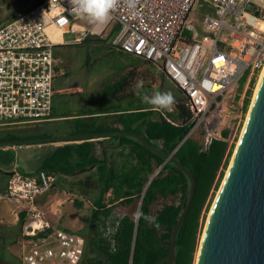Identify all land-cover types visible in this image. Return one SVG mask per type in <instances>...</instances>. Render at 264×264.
<instances>
[{"label":"built area","instance_id":"built-area-1","mask_svg":"<svg viewBox=\"0 0 264 264\" xmlns=\"http://www.w3.org/2000/svg\"><path fill=\"white\" fill-rule=\"evenodd\" d=\"M129 2L118 0L102 29L72 21L69 0H44L1 26L0 127L49 119L57 42L51 31L75 34L81 43L117 23L111 46L155 65L181 90L194 119L188 135L203 130L204 149L220 137L209 129V117L246 72L248 85L264 67V0H131L134 7ZM193 11L201 12L200 26L189 22ZM52 180L44 169L13 170L0 193V200L23 213L21 264H80L84 256L87 238L52 228L36 207ZM116 225L107 220L100 228L113 250Z\"/></svg>","mask_w":264,"mask_h":264},{"label":"trees","instance_id":"trees-1","mask_svg":"<svg viewBox=\"0 0 264 264\" xmlns=\"http://www.w3.org/2000/svg\"><path fill=\"white\" fill-rule=\"evenodd\" d=\"M43 1L24 0L21 5L25 9L19 15ZM6 2L1 6L8 10L11 7H7ZM7 22V20L0 22V27ZM115 31L116 26L107 38L113 37ZM91 38L94 37L90 36L86 41ZM96 40L104 41L105 39L97 37ZM141 61L144 60L141 59ZM159 72L169 81L163 72ZM244 77L246 80L245 75ZM125 81V74L104 80L101 84L102 94L106 96L118 94L123 89ZM169 82L175 86L171 81ZM252 84L253 81L250 82L246 91L242 105L243 111L249 102ZM175 87L181 96L175 98L176 103L172 111L160 113L148 107L134 108L122 114V117L127 118V121L122 123L123 130L141 135L157 151L149 149L134 137L112 135L111 137L118 139L121 145L126 143L129 146L126 160L120 164H109L107 159L105 161L98 159L93 152L97 142L88 138L81 139L80 143H66L54 147L41 156L40 165L47 173L56 174L64 170L69 175H73L92 166L97 172L99 192L93 199L91 208L88 228L91 236L87 239L86 250L80 264H165L168 253L165 246L169 244L171 229L184 208L190 192V183L186 174L169 161L150 180L169 154L183 164L195 179V192L191 205L177 231L173 264H194L202 219L214 191L218 189L219 181L232 154L233 145L229 144L226 129L221 131L220 137L213 138L206 149L201 142L204 132L200 131L199 138L195 135L197 131L188 135L194 119L181 90ZM76 122L79 125L75 126L72 134L112 130L111 127L94 121L85 123L78 119ZM46 137L48 134L45 133L17 135L8 130L0 137V142H29ZM109 191L111 196L106 201L105 195ZM168 197H172V202L163 201L160 208L152 211L157 198L165 200ZM135 199L139 201L141 199L138 213L142 212L144 215L139 219L135 220L126 214L113 215V205L116 203L130 205ZM74 204L79 208L82 206L78 200H75ZM107 220L112 226L117 224L114 250L100 233V228ZM18 221L21 226L24 221L23 213L19 214ZM164 226H167L169 231L160 232L161 243L154 233L158 227ZM83 235L86 237L84 233ZM87 250L91 257L86 254Z\"/></svg>","mask_w":264,"mask_h":264},{"label":"rangeland","instance_id":"rangeland-1","mask_svg":"<svg viewBox=\"0 0 264 264\" xmlns=\"http://www.w3.org/2000/svg\"><path fill=\"white\" fill-rule=\"evenodd\" d=\"M8 3H7V2ZM4 2L7 7L13 10H24L22 6L24 0H0V22L5 21L10 14V9L6 10L3 6ZM204 13V11H203ZM201 12L193 11L189 15V22L195 25H201ZM72 21L86 23L73 17ZM1 24V23H0ZM56 37V35H53ZM65 44L53 47L54 55L61 60L59 63L66 75H56L54 78V86L80 85L86 92L99 95V85L110 78L117 77L119 74H125L126 81L123 86L127 88V93H132V104L134 108H148L144 103L143 95H151L156 91L166 92L171 91L175 98H179V90L173 86L163 75L160 70L153 64L137 60L132 57L120 56L118 52L109 47V41L102 43L93 42L94 38L89 41L76 43L74 41L75 34L66 32L63 34ZM92 37V36H91ZM125 66L127 68H125ZM125 68V69H124ZM124 71L122 72L121 70ZM260 73V72H259ZM259 73L251 81V94L246 109L243 111L242 105L246 97V91L250 86L245 83V77L237 82L240 88H235L229 97L224 99V102L218 107L211 120L209 129L220 136L222 130H228V141L232 147V154L228 160V165L224 169L223 176L220 179L218 189L223 181L224 175L230 164L233 152L240 137L246 114L249 110V105L253 99L254 91L258 82ZM247 76V72L245 74ZM143 81V88L137 89L138 82ZM72 90V89H71ZM123 94V92H121ZM120 94V92L118 93ZM73 95V93H71ZM75 100L83 101L85 94L73 95ZM71 97L67 95L56 96L57 109L60 111H73L72 108L67 109V104L71 101ZM155 115V114H154ZM73 122H53V123H32L18 124L0 127V137L8 130L13 131L17 135L26 134H62L68 132L69 124L73 129ZM197 138L203 130H196ZM204 137V136H203ZM203 141V140H202ZM201 141V142H202ZM20 142V143H18ZM77 142V141H76ZM64 141L40 142V141H17L12 144L0 145V193L3 190V185L7 177V173L13 170H35L39 168V158L42 154L52 150L58 145H62ZM90 168V167H89ZM53 180L51 188L45 193L39 195L36 199V207L43 212L45 219L51 224L54 229H66L73 232L85 234L86 238L91 236L89 231L90 214L93 199L99 192V181L96 170L90 168L85 171L67 175L64 172L52 174ZM214 191L209 206L202 219L198 239L200 242L206 219L214 198L218 192ZM109 198L108 193L105 200ZM60 200L61 202H57ZM78 200L82 203L79 208L74 204ZM172 197L165 200L157 198L156 203L152 206V211L161 207L163 201L170 203ZM140 201L135 199L130 205L116 203L113 205V215H129L135 218L138 214ZM18 212L12 203L6 200H0V264H21L22 254V236L21 226L18 221ZM198 242V245H199ZM198 249V247H197ZM197 253V250H196ZM195 253V259H196ZM88 253V250L86 251ZM88 257H91L89 254ZM194 259V263H195Z\"/></svg>","mask_w":264,"mask_h":264},{"label":"water","instance_id":"water-1","mask_svg":"<svg viewBox=\"0 0 264 264\" xmlns=\"http://www.w3.org/2000/svg\"><path fill=\"white\" fill-rule=\"evenodd\" d=\"M104 134L131 136L149 149L157 151L135 132L109 131ZM97 135L90 133L73 137L91 138ZM45 140L50 138L40 141ZM12 143L0 142V145ZM167 161L183 171L190 183L189 197L171 229L169 244H162L168 249L165 264H173L177 231L191 205L195 179L183 164L169 154L150 180ZM218 190L206 219L194 264H264V73L228 171ZM161 231H169V228L164 226L155 230V237L162 243L159 235Z\"/></svg>","mask_w":264,"mask_h":264},{"label":"crops","instance_id":"crops-1","mask_svg":"<svg viewBox=\"0 0 264 264\" xmlns=\"http://www.w3.org/2000/svg\"><path fill=\"white\" fill-rule=\"evenodd\" d=\"M22 11L23 10L10 9V14L11 13H13V14L9 15L6 20L7 21L11 20L15 16L19 15ZM78 24H80L82 26H90L88 23L78 22ZM114 26H116V31L114 34V36H115L117 31H118V24L112 23L111 27H110V31L108 33H105V34L98 37L100 39H105V40L104 41H97L96 40L97 37L95 36V39H93V42L101 43V44L103 43L105 45L104 42L109 41V39H110V41H112L114 36L111 38H107V36L111 33ZM62 36L60 35V40H57V42L55 43L54 46L65 44ZM89 40H87V41H89ZM85 41H86V39L83 42H85ZM109 47L112 48L114 51L118 52L119 54H121L120 56L136 58V57H133L132 55L126 54V53L122 52L121 50L111 46V44L109 45ZM52 54H53V58L55 60V65H54L55 76L58 74L59 75H61V74L66 75L67 73H65L59 65V63H61V60L58 58L57 55L56 56L54 55L53 49H52ZM136 59L141 61V59H138V58H136ZM125 68H127V67L125 66ZM124 69L121 71L123 72ZM55 76H54V78H55ZM54 78H53V80H54ZM52 87H53L54 93H53V98H52L51 115H50L48 120L43 121V122H37V124L38 123H40V124L45 123L46 124V123L62 122V121L70 122V123L75 121V123L73 125V129H71V126L69 124V126H68V128L70 129V131L68 132L69 134H66V133L54 134V135L49 134L48 137L41 138V139H47V138L49 139L50 138V140L43 141L44 143L53 142V141H64V143L62 145L66 144V143H80V142H82L81 139H84V138H74L73 136L74 135H81V134H72V131L75 129V126L79 125V123L76 121L78 119L79 120L81 119L85 123L94 121L97 124L106 125V126H109L112 128V130L103 131V132L98 133L97 136L88 138V140H94L97 142L94 146V149H93L95 156L98 159H102L103 161H105L107 159L109 161V164L110 163L120 164L123 160H126V155L129 151V146L126 143L124 145H121L119 143L118 139L111 137L112 135H117V134H104V132H109V131L128 132V131L123 130V124L122 123L126 122L127 118L122 117V114L132 111L134 109V106L132 104V93H130V92L127 93V88L124 87V89H122L120 91V94H115L113 96H106V95L102 94V92H101V85H99V88H98L99 89V95L98 94L94 95V93H90V92L85 93V91H84L85 89L82 86L76 85V84H74L73 86L69 85V84H65V86H58L57 87L56 85L54 86V81H53ZM121 92H123V94ZM71 93H73V95L85 94V97H84L83 101L80 102L79 100H75V98L73 97V95H71ZM63 95H67V96L71 97V99H70L71 101L67 104V109L72 108L73 111L65 110L63 112V111H60L57 109L58 104H57V102H56L57 100H55V98H56V96H63ZM140 108H142V107H140ZM29 124H32V123H29ZM86 134H90V133H86ZM118 136H124V135H118ZM57 137H59L58 140H55ZM41 139H37L34 141H40ZM3 142H7V141H3ZM11 142H13V144H14L17 141H11ZM18 143H20V142H18ZM58 146H61V145H58ZM58 146H56V147H58ZM40 159H41V157L39 158V168H36L35 170H28V171L19 170V171L35 172L39 169H43L42 166L40 165ZM90 168L94 169L93 166ZM90 168H86V169H83L81 171H85V170H88ZM62 172L69 175L64 170L59 171V173H62ZM78 172H80V171H78ZM9 173L10 172L7 173V176ZM48 174H50V173H48ZM5 181H6V179H5ZM4 188H5V182L3 185V189ZM107 193H108V196H111L110 191ZM57 202H61V201L57 200ZM15 209H16V207H15ZM19 214L20 213H18L17 216H19Z\"/></svg>","mask_w":264,"mask_h":264},{"label":"clouds","instance_id":"clouds-1","mask_svg":"<svg viewBox=\"0 0 264 264\" xmlns=\"http://www.w3.org/2000/svg\"><path fill=\"white\" fill-rule=\"evenodd\" d=\"M70 14L78 20L85 21L92 26L93 29H102L106 26L111 18L113 10L117 7L118 0H69ZM129 7H134V4L129 2ZM137 89L143 88V81L136 85ZM143 101L153 111L165 113L172 111L176 103L175 97L171 91L161 92L156 91L151 95H143ZM144 214L142 212L137 214L139 219ZM148 219L147 216H144Z\"/></svg>","mask_w":264,"mask_h":264},{"label":"bare ground","instance_id":"bare-ground-1","mask_svg":"<svg viewBox=\"0 0 264 264\" xmlns=\"http://www.w3.org/2000/svg\"><path fill=\"white\" fill-rule=\"evenodd\" d=\"M53 35H56V37H53ZM50 36L52 37V38H54V39H56V40H60V33H58V32H54V31H51L50 32ZM263 73H264V67L261 69V71H260V73H259V78H258V82H257V85H256V88H255V91H254V95H253V99H254V96H255V93H256V91H257V89H258V85H259V83H260V80H261V78H262V75H263ZM253 99H252V101H253ZM252 101H251V103H252ZM249 106H251V104L249 105ZM249 109H250V107H249ZM248 113H249V110H248ZM248 113L246 114L247 116H248ZM247 116H246V119H247ZM246 119H245V121H244V124H243V127H244V125H245V123H246ZM242 130H243V128H242ZM242 132V131H241ZM241 135V134H240ZM239 140V139H238ZM238 143V142H237ZM237 145V144H236ZM233 156V155H232ZM231 160H232V158H231ZM230 163H231V161H230ZM230 165V164H229ZM229 167V166H228ZM227 171H228V168H227ZM227 171H226V173H227ZM226 173H225V175H226ZM225 175H224V178H225ZM224 178H223V180H224ZM223 182V181H222ZM222 184V183H221ZM220 187H221V185H220ZM219 191V190H218Z\"/></svg>","mask_w":264,"mask_h":264}]
</instances>
